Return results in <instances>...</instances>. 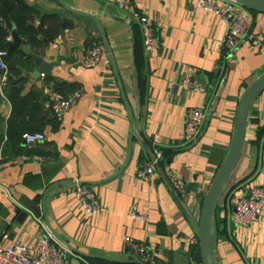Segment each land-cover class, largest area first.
Masks as SVG:
<instances>
[{"label": "crops", "instance_id": "obj_1", "mask_svg": "<svg viewBox=\"0 0 264 264\" xmlns=\"http://www.w3.org/2000/svg\"><path fill=\"white\" fill-rule=\"evenodd\" d=\"M61 1L95 17L104 31L135 134L99 28L92 31L55 0H26L41 15L58 14L74 28L46 46L42 62L50 67L44 76L49 84L34 76L33 63L21 70L23 94L38 90L45 109L55 87L76 85L81 98L56 128L51 109L39 117H44L38 119L40 132L33 133H43L44 143L14 149L5 146L12 108L0 80V247L23 245L33 251L45 235L37 223L41 217L67 247L70 264H144L126 239L149 249L154 264H200L190 252L202 202L228 153L238 101L264 73V14L253 16L247 38L229 54L223 46L225 22L198 9L197 0H132L155 28L158 47L146 51L139 32L112 0ZM95 42L103 45L104 57L87 68L83 60ZM42 51L31 47L29 56ZM135 54L142 57L141 70ZM189 68L197 70L194 82L202 92L183 87ZM191 108H202L205 118L199 139L185 144ZM262 128L264 92L250 111L239 159L218 203L216 264H264V210L246 227L231 221L240 187L264 185ZM156 152L160 159L153 175L138 179V169ZM169 171L185 181L181 198L166 182ZM78 185L91 189L105 211L81 213L73 195Z\"/></svg>", "mask_w": 264, "mask_h": 264}, {"label": "built area", "instance_id": "obj_2", "mask_svg": "<svg viewBox=\"0 0 264 264\" xmlns=\"http://www.w3.org/2000/svg\"><path fill=\"white\" fill-rule=\"evenodd\" d=\"M116 8L122 11L130 19V22L137 23L144 37V48L151 51L158 47L155 36V28L151 20L143 13L134 8L132 0H112ZM197 8L206 14H211L225 22L227 28L224 47L227 53H232L238 45L244 41L253 23L252 14L229 0H197ZM6 53L0 51V80L1 86L7 84L8 72L5 63L1 58ZM104 57V47L101 43L95 42L86 51L83 64L87 68L98 65ZM197 70L189 68L183 80V87L195 91H203L200 85L194 82ZM44 78V75H41ZM81 98L80 90L70 92H59L54 90L50 96V104H46V109H51L54 119L60 121L63 115L74 107ZM205 115L202 108H191L187 111L184 125L183 141L185 144H192L199 139ZM23 144L26 147L42 144L45 142L43 133H26L22 136ZM41 157H36L40 159ZM160 153L156 152L149 162L141 166L137 171L138 179H148L154 173L158 165ZM166 182L173 193L178 197H183L186 192V184L183 178L172 171L165 176ZM73 195L78 201L79 210L85 215H92L96 212H104L97 197L91 189L78 185ZM264 210V185H243L239 194L233 201L232 223L237 227H246L255 221ZM137 217L135 214L130 215ZM39 227L45 235L38 241L36 248L31 251L27 246L13 245L0 247V264H70L67 247L61 243L45 226L43 220L37 219ZM127 247L135 257L144 264H154L152 253L144 245H138L126 239ZM192 245L198 244V239L191 241ZM80 264H89L81 262Z\"/></svg>", "mask_w": 264, "mask_h": 264}, {"label": "trees", "instance_id": "obj_3", "mask_svg": "<svg viewBox=\"0 0 264 264\" xmlns=\"http://www.w3.org/2000/svg\"><path fill=\"white\" fill-rule=\"evenodd\" d=\"M252 16L258 14L249 11ZM15 28L23 44L30 45L38 50L43 44L53 43L65 31L72 30L74 23L68 19H62L58 14L41 15L37 8L27 4L26 0H0V51L6 54L1 58L8 72L7 84L3 89L6 99L11 104L12 112L7 122L6 145L11 148H21L22 136L25 133L40 132L38 119L44 112H50L44 107L38 90H31L23 94L26 78L22 76V69H30L32 61L29 55H24L20 50L8 51L7 40L10 31ZM133 30L139 32L144 47V37L140 26L131 22ZM138 34V33H136ZM90 46L92 45L89 44ZM225 51H223V55ZM135 67H143L142 57L135 54ZM140 76V72H138ZM45 83L49 84L51 79L44 77ZM76 85H62L54 90L67 92L75 90ZM56 119H52L55 128L58 126ZM264 134V128L258 133V139ZM217 211V210H216ZM191 258L201 264L198 244L191 247ZM95 263L91 260L90 264ZM132 264V263H130Z\"/></svg>", "mask_w": 264, "mask_h": 264}, {"label": "water", "instance_id": "obj_4", "mask_svg": "<svg viewBox=\"0 0 264 264\" xmlns=\"http://www.w3.org/2000/svg\"><path fill=\"white\" fill-rule=\"evenodd\" d=\"M55 1L69 13L80 17L81 21L85 25H88L89 28L92 29V31L96 32L95 26L99 28L101 35L104 39V45L106 52L108 54V59L110 61L112 70L117 80L119 91L124 101V107L131 121V134L132 136H134L135 122H134L133 114L129 108L127 101L124 98L121 82L118 73L113 65V61L109 53L104 31L99 26V23L97 22L95 17L88 15L86 13L75 11L69 8L67 5H65L61 0H55ZM229 1L238 4L239 6H241L242 8L248 11L264 14V0H229ZM46 46H47L46 44L42 45L43 51L41 52V56L31 57L33 66L36 69V71L34 72V76L36 78L41 77V75L45 76L50 71L49 65L42 62V57L45 55ZM7 47H8L7 49L8 51L20 50L24 55H29L31 53V47L23 44L22 39L19 37L14 27L10 31V40L7 42ZM263 92H264V73L244 91V93L242 94V96L238 101L235 119L233 123V131L231 136L230 147L225 159L219 166L213 178V181L204 197V200L201 205L198 226L196 227V236L198 239V248H199L201 264H216L215 254H214L215 241H216L215 237L217 232V227L214 222L216 210L218 207L219 200L228 182L229 176L239 159L241 148L245 140V134L248 126L250 111L255 101L259 98V96ZM39 120L43 121L44 117L39 118ZM121 263L141 264L139 261L136 260L121 261Z\"/></svg>", "mask_w": 264, "mask_h": 264}]
</instances>
